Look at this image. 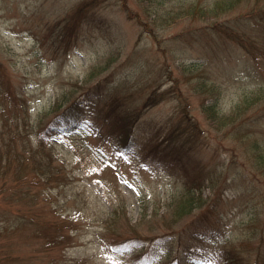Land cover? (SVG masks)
<instances>
[{
    "label": "rangeland",
    "instance_id": "1",
    "mask_svg": "<svg viewBox=\"0 0 264 264\" xmlns=\"http://www.w3.org/2000/svg\"><path fill=\"white\" fill-rule=\"evenodd\" d=\"M215 1L0 0V147L54 170L47 182L29 164L31 198L14 195L15 166L7 174L0 264H226L229 249L263 263L264 172L249 147L264 151V0L259 16L254 0L228 16L186 13ZM231 16L247 22L236 28L250 52L189 32ZM75 101L85 118L44 130ZM187 199L202 204L185 214ZM187 224L202 238L179 249ZM145 242L150 255L132 245Z\"/></svg>",
    "mask_w": 264,
    "mask_h": 264
},
{
    "label": "trees",
    "instance_id": "2",
    "mask_svg": "<svg viewBox=\"0 0 264 264\" xmlns=\"http://www.w3.org/2000/svg\"><path fill=\"white\" fill-rule=\"evenodd\" d=\"M240 1L241 0H216L214 4H208L207 6H201V5L197 6L196 4L193 3V5L190 4V7H188L186 9V13H200V14H202V16H204L207 13L214 14L215 16H218V17H221L220 15L228 16V14H230L232 11H234V9L237 8L241 4ZM260 1L261 0H254L252 2L251 11L248 13V14L252 15V17L255 14L257 16L260 12L263 11V7L261 6L262 2H260ZM168 17H169V15H165V16H163V19L160 21L163 23H167V22L171 21V19ZM261 17H263V16H261ZM218 19L216 22L208 23L209 24L208 26L206 25L205 27H202V28H194V31L190 30L189 32L192 33L193 35L195 33L200 34V35L201 34L205 35L207 30L210 29L215 33H219L220 36L221 35L224 36L225 39H231V40L236 41L244 49H246L248 52H250L251 51L250 50L251 44L248 41H250L251 38L247 37L244 34L245 32H241L239 29L236 28V27L240 26L239 21L242 22V20L241 19H235L234 16L228 17V19L225 21H221ZM253 19H254V21L256 20V18H253ZM261 21H262V19L260 21H257V23L261 22ZM246 23H247L246 21L242 22L243 25H246ZM202 87L204 88V86H202ZM203 92H204V90H203ZM205 92H209V94H211V96L213 97L211 104H209L210 105L209 108H211V109L208 110V113L211 115V117H213V119H215L216 113L218 111L216 107H217V103H218V99H219V96L217 94V90L215 87H207ZM240 108H241V105L235 109V112L231 113L232 115H234V118L232 120H230L228 123V124H231V128H230L231 130L241 131L246 126L245 122L242 121V119L240 118L243 113L242 112H241V114L238 113ZM205 109H207V108L205 107ZM260 110H261V108L258 110V112ZM85 117H86V113H85L84 109L79 106L77 101H75V102L71 103V105L68 108L59 112V114H57L55 116V118L52 119L50 124L47 127H45L44 130L55 129L58 127V124H61V123H63L62 125H64V126H67V125L71 126L75 122H79ZM126 117L127 116L123 117L122 120L125 121ZM225 118H227V117L224 116L221 119L222 122ZM239 118L241 120H239ZM132 134H133V128L130 127L127 129L126 126L124 125V130L121 131L119 138H121L123 140H128ZM250 134H251L250 132H245V134L242 136L247 137ZM260 148H262V147L260 146L259 139L256 138L255 140L251 141L249 149H250V151H252V157L254 159L253 163L255 164V167L258 170H261L264 172V151H261ZM11 151L12 150L10 149L9 143L7 144V149L5 152H3V148L0 147V187L2 189L8 187V185H9V178L7 177V174H10L12 166H15V168H16V170L13 171L12 175L14 177L13 179H16L18 182V190H16L14 192V195H17L18 197L23 198L25 195H28L30 192V189L28 187V179L29 178L26 177V175H25L26 174V168L30 167V165H29L30 163L32 164V169L35 171L37 176H40L38 178L39 180H41V178H43V177H46L48 179L47 182H49L51 180V178L54 174V170L51 167V161L49 164L43 158L42 159L37 158L35 156V154L32 152L26 153L23 155H21V154L13 155L11 153ZM13 152L16 153L17 149H14ZM248 156H250V154ZM29 157H31L33 159L32 162H28ZM33 177H35V176H33ZM30 180H32V178ZM12 195L13 194H11V196ZM186 195H188V194H186ZM29 198H31L30 194H29ZM192 204H190V200L187 199L185 201L184 205L180 208L181 211L184 212L185 214H188L193 210L194 206H196V208L200 207L202 202H198L195 205L194 204L192 205ZM180 205L181 204L178 205V208L180 207ZM174 213H176V210H174ZM204 214H205V211H202L198 214V217H201L200 215L203 216ZM182 229L181 230L184 231V234H188L189 236L185 239L180 240L181 244H183V245H181L179 243V246H180L179 249H182L185 247H193L192 243L194 242V240L200 241V239L202 238L200 236L202 234V232L198 231V230H194V228L190 224L184 225L182 227ZM146 244H147V242L142 243V244L141 243H139V244L132 243L133 247L137 248L139 251H143L144 255H150L151 251L149 252V249H152L151 247H155V245H152V244L146 245ZM262 245H264L263 242H261L260 246H262ZM128 246H131V244H128ZM258 248H260V247H258ZM248 256L250 257V255H248ZM225 258H226V260H224V262L226 264H242V262H243V261L238 259V254L235 253L234 249L233 250L229 249L228 250V256L224 257V259ZM254 259H255V261H254L255 264H264V261L262 263V256H260V255L255 256Z\"/></svg>",
    "mask_w": 264,
    "mask_h": 264
}]
</instances>
